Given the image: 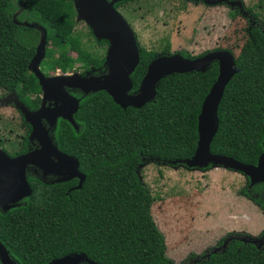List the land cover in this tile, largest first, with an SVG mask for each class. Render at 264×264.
<instances>
[{"label": "trees", "instance_id": "obj_1", "mask_svg": "<svg viewBox=\"0 0 264 264\" xmlns=\"http://www.w3.org/2000/svg\"><path fill=\"white\" fill-rule=\"evenodd\" d=\"M22 5L51 38L63 37V51L79 52V61L87 68L102 66L104 60L84 50L74 34L72 0H0L3 97L25 96L37 86L29 71L37 52L36 39L17 23ZM165 51V56H172L169 46ZM157 56L142 50L132 75V93L138 91ZM236 64L239 72L221 101L220 126L211 152L256 166L264 152V23L249 29ZM218 74V64L212 63L204 72L169 76L159 84L156 99L142 109H122L103 91L84 97L75 115L79 130L60 120L55 142L62 152L79 160L86 180L74 189L78 180L51 183L28 178L32 196L8 212L0 209V241L12 260L50 264L69 255H85L94 264H175L167 255L165 237L153 216L154 197L139 169L145 160L172 167L173 162L194 156L202 104ZM240 194L264 214V183L251 187L248 179ZM244 238L229 234L217 246L222 248L230 239L225 249L191 255L189 264H264V245L259 248L243 242Z\"/></svg>", "mask_w": 264, "mask_h": 264}, {"label": "water", "instance_id": "obj_2", "mask_svg": "<svg viewBox=\"0 0 264 264\" xmlns=\"http://www.w3.org/2000/svg\"><path fill=\"white\" fill-rule=\"evenodd\" d=\"M222 1L228 2L229 0H218L211 3L216 4ZM229 3L233 6L238 5L240 9H243L240 2L229 1ZM77 5L81 13L93 11L92 6H95L93 13L98 16L91 21L98 23L99 36H105L111 40L106 61L108 73L102 77L73 75L46 79L36 70V65L44 52V43L41 45L40 54L30 67L37 71L48 100L54 99L50 96V90L58 85V91H56L61 96L62 106L52 110L45 108L30 113L26 108L19 106L18 101H16L17 105L21 107L27 122L32 126L31 138L37 139L41 149L16 158H11L0 151L1 210L8 212L16 208L23 200L32 196L33 190L27 177L29 167H36L42 171L44 178L48 176L59 177L57 183L78 179L79 185L74 189H80L86 180V175L80 171L79 160L60 151L53 144L42 122L44 118L50 119V125L54 126L56 120L61 117L67 120L75 129L78 128L74 115L80 109L79 102L62 91V87L77 88L86 95L103 91L122 109L129 107L142 109L156 99L157 88L163 79L175 74L204 72L212 63L218 64L219 74L202 104L198 118V146L196 152L191 159L173 162V164L186 166L190 170L207 169L210 165L223 167L246 176L250 180L251 187L264 183V152L256 166L246 165L235 159L214 155L211 152V145L220 126L218 111L221 101L226 87L239 72L236 64L237 57L232 52L225 50L213 51L196 59H187L180 53L157 57L149 65L138 91L132 93L134 89L132 75L141 62L140 49L133 30L106 0H77ZM242 241L255 245L259 243V248L264 245V237L250 241L244 238ZM228 243L229 241L222 248H217L216 251L225 249ZM85 261L94 264L85 255H69L50 264H82ZM0 264H16L1 241Z\"/></svg>", "mask_w": 264, "mask_h": 264}, {"label": "rangeland", "instance_id": "obj_3", "mask_svg": "<svg viewBox=\"0 0 264 264\" xmlns=\"http://www.w3.org/2000/svg\"><path fill=\"white\" fill-rule=\"evenodd\" d=\"M176 1L170 2L176 5ZM224 2L210 4L215 6L207 13L206 6L198 7L196 12L188 9L172 13L169 20L161 12L169 11L165 5L149 21H136L140 49L165 56V48L169 46L171 54L185 52L195 58L225 50L238 57L248 39L250 23L241 14L243 9ZM232 2H240L260 24L264 23V0ZM54 39L65 41L63 37ZM13 114L11 108L0 109L1 130L16 128L20 120L12 119ZM3 133L8 135L10 131H1L2 137ZM139 175L154 197L153 216L165 237L167 255L175 264H189L191 255L202 256L216 249L219 241L229 234H234V238L242 235L249 241L264 237V214L240 194L248 179L239 172L215 166L190 170L180 164L171 167L145 160Z\"/></svg>", "mask_w": 264, "mask_h": 264}, {"label": "flooded vegetation", "instance_id": "obj_4", "mask_svg": "<svg viewBox=\"0 0 264 264\" xmlns=\"http://www.w3.org/2000/svg\"><path fill=\"white\" fill-rule=\"evenodd\" d=\"M106 1L113 6L114 10L118 14H120V16L126 21L128 26L130 27V29L133 30L137 39V44L139 46V49L141 46L139 43V33L137 31L136 21H142V22L149 21L151 19V15H154L155 11L163 8V6L165 5H168L169 11H166L167 10L166 9V10H162L161 12L163 14V17L165 18L168 17V20L169 18L172 17V13L176 14L178 12L179 13L183 11L186 12L188 11V9L196 12L199 9L198 7H202V6H206L205 13H207V11L210 8H213L215 6V5H210L212 4L211 2H214V0H177L176 5H172L170 2L171 0L170 1L160 0V2L157 0H106ZM229 1L232 2V0ZM72 2L74 5L73 9L75 13L74 34L78 35V37L80 38V41L82 43V48L84 50H87L95 57L104 60V63L102 64V66H99L97 68L93 66L89 68L85 67L84 64L79 61V56H80L79 52L70 51V50L63 51L62 47H65L64 46L66 45L65 41L60 43L58 41L52 40V38L48 35V30L46 29V27L40 23V20L36 16L34 17L32 14L27 13L24 10V5H22L18 9L16 13V17L19 18L17 20V23L20 26L30 30L31 34L36 39L35 45L37 52L34 59L29 65V71L36 78L37 86L35 87L34 90H27L25 92V96H21V97H19L17 94H10L3 97V94L1 92L2 96L0 97V109L4 107L11 108L14 111V114L12 115L13 117L12 119L16 118L15 120L16 122L20 120V122L16 125L15 129L14 128L8 129L7 127H4L2 130L0 129V151L2 153H5L11 158H16L41 149V146L37 141V139L31 138L32 126L30 125V123L27 122L21 107L26 108L30 113H35L41 109L49 108L50 110H52L56 107L62 106L61 96L60 94L57 93L58 85L53 90H50V96L51 98L54 99L48 100L46 97V92L44 91L41 85L40 78L37 75V71L46 79H53L55 77H65V76L67 77L73 75H77L80 77H88V76L102 77L108 73V66L106 65V61L111 46V40L108 37L99 36L98 35L99 27L97 25L98 23L91 21L98 16L96 13H93V11L95 10V6L91 5L93 11L91 12L87 11V13H81L77 5V0H72ZM224 3L226 5H229L227 1ZM238 10L240 9L238 8ZM240 12L243 16L248 18L250 23V26L248 27L249 29L252 26L253 27L262 26V24H260L257 21L255 16H253V14H250L248 11H246L244 7L242 11L240 10ZM166 15L168 16L166 17ZM43 43H44L43 56L38 61L36 65L37 71H35L34 69H31L30 66L34 63V60L39 56L40 48ZM145 51L151 52L148 50ZM141 53L142 50L140 49V55ZM165 53L166 51H164V55ZM159 55L157 57H160ZM61 90L64 91L68 96L78 100L79 105L81 104L82 99L89 95V94L88 95L84 94L83 91L80 89L70 88L67 86L62 87ZM16 101H18V104L21 107L17 105ZM75 115H74V120H75ZM5 118L6 117L4 116V118H2V121ZM49 120L50 119L44 118L42 122L46 127L49 133V137L51 138L53 144L59 149L57 143L55 142L56 139L55 131L58 122L60 120L63 121H67V120H64L63 118L59 117L56 120L54 126L50 125ZM16 129H18L17 133H15ZM3 130L4 131L9 130L10 133L8 135L3 133L2 135H4V137H2L1 131ZM75 130L78 131L79 126ZM12 154H14L15 156H13ZM27 177L28 178L37 177L43 181L51 182V183L57 182V180L59 179V177L56 176H48L47 178H44L42 171H40L36 167H29L27 169ZM257 245L259 246L260 244L257 243Z\"/></svg>", "mask_w": 264, "mask_h": 264}]
</instances>
